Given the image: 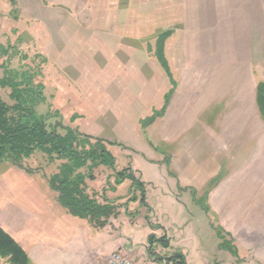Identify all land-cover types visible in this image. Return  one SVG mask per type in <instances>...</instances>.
I'll use <instances>...</instances> for the list:
<instances>
[{
    "label": "rangeland",
    "instance_id": "obj_1",
    "mask_svg": "<svg viewBox=\"0 0 264 264\" xmlns=\"http://www.w3.org/2000/svg\"><path fill=\"white\" fill-rule=\"evenodd\" d=\"M204 8L205 0H0V77L6 69L27 71L43 85L45 101L37 110L54 114L47 121L62 119L112 143L106 147L114 169L98 166L91 186L100 201L103 194L116 205L120 230L135 241L144 243L151 225L165 229L172 246L152 241L156 264L175 253L192 264H264V160L253 172L251 150L239 155L230 143H213L204 93L188 122L173 124V137L161 118L177 87H212L199 17ZM196 67L203 71L183 73ZM8 92L0 88V97L11 103ZM21 164L0 165V226L28 241L34 232L53 231L62 207L47 182L57 163L36 152ZM126 167L144 183V204L129 179L112 189L116 171ZM205 215L207 230L179 224ZM214 225L234 254L220 245ZM43 243L34 254L48 264L51 246ZM198 244L206 245L205 253H196Z\"/></svg>",
    "mask_w": 264,
    "mask_h": 264
},
{
    "label": "crops",
    "instance_id": "obj_2",
    "mask_svg": "<svg viewBox=\"0 0 264 264\" xmlns=\"http://www.w3.org/2000/svg\"><path fill=\"white\" fill-rule=\"evenodd\" d=\"M199 17L207 32L204 41L207 46V86L212 87L210 92L204 86L199 91L193 86L177 87L166 104L162 121L173 137L176 135L173 124L187 123L196 106L194 101L204 93L207 105L203 104L202 108L210 109V139L214 144L220 141L227 146V143L236 146L239 155L251 150L253 160L249 169L258 172L260 158L264 160V120L256 103L257 82L264 80V0H205L204 11ZM196 71L200 74L203 70L196 67L184 69L183 73L193 77ZM183 76L185 83L187 78ZM192 82L187 79L188 84ZM181 94H184L182 100L176 101ZM225 180L228 178L221 181L225 183ZM206 215L202 221L196 217L186 221L185 217L179 224H203L207 230ZM55 216L53 231L45 234L34 232L36 236L28 241L21 239L22 234L8 230L24 247L33 264H47L34 254L37 245L43 242L51 246L48 264H100L116 249L127 252L137 264H156L157 258L149 253L152 246L148 243V236L160 237L165 229L146 228L148 236L144 243H139L132 233L120 230L117 215L111 216L101 228L69 215L63 208ZM201 245L202 248L197 245L196 253L206 252V245ZM171 246L169 240L166 249ZM185 258L187 264H192L187 256ZM161 264H167L166 258L161 259Z\"/></svg>",
    "mask_w": 264,
    "mask_h": 264
},
{
    "label": "trees",
    "instance_id": "obj_3",
    "mask_svg": "<svg viewBox=\"0 0 264 264\" xmlns=\"http://www.w3.org/2000/svg\"><path fill=\"white\" fill-rule=\"evenodd\" d=\"M158 60L167 69L166 61L161 54ZM0 88L9 89L7 96L11 101L9 103L0 97V165L10 163L22 168V160L29 159L36 152L41 153L48 164L57 163L47 182L49 188L56 194L60 206L69 215L84 219L95 228L106 225L108 219L118 213L117 207L102 196L103 194L100 201L91 183L95 181L94 169L98 166L114 169L115 158L106 147V144L112 143L66 126L62 119L57 118V123L47 121V118L54 114L50 113L51 111L39 113L37 110L45 101L43 85L34 82L32 75L27 71L6 69L0 77ZM173 88L174 83L167 101ZM256 103L264 120V80L257 82ZM24 171L31 173L37 170L25 167ZM125 179H129L132 187L140 191V203L144 204V183L135 176L130 167L116 171L112 189L116 190ZM104 189L102 188V191ZM129 199L135 200L137 196ZM214 228L221 239L220 245L234 254L236 247L228 244L230 240L226 241L224 238V230L219 225H214ZM153 240L159 241L164 247L169 246V240L165 235L156 237L150 234L148 243L151 245ZM0 261L3 264H31L24 247L3 226H0ZM166 262L187 264L182 253L173 254L166 258Z\"/></svg>",
    "mask_w": 264,
    "mask_h": 264
},
{
    "label": "built area",
    "instance_id": "obj_4",
    "mask_svg": "<svg viewBox=\"0 0 264 264\" xmlns=\"http://www.w3.org/2000/svg\"><path fill=\"white\" fill-rule=\"evenodd\" d=\"M100 264H137L127 252L116 249L115 251L111 252Z\"/></svg>",
    "mask_w": 264,
    "mask_h": 264
}]
</instances>
